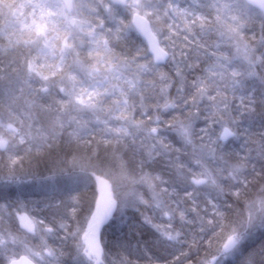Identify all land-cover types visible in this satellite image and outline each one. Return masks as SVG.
<instances>
[{
  "label": "snow or ice",
  "instance_id": "obj_1",
  "mask_svg": "<svg viewBox=\"0 0 264 264\" xmlns=\"http://www.w3.org/2000/svg\"><path fill=\"white\" fill-rule=\"evenodd\" d=\"M0 264H264V0H0Z\"/></svg>",
  "mask_w": 264,
  "mask_h": 264
},
{
  "label": "trees",
  "instance_id": "obj_2",
  "mask_svg": "<svg viewBox=\"0 0 264 264\" xmlns=\"http://www.w3.org/2000/svg\"><path fill=\"white\" fill-rule=\"evenodd\" d=\"M255 127L258 129V127H259V121H257ZM236 147L238 148V144L236 145ZM255 240H256L257 244L260 242V234L259 233H256L255 234Z\"/></svg>",
  "mask_w": 264,
  "mask_h": 264
}]
</instances>
